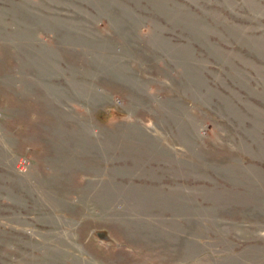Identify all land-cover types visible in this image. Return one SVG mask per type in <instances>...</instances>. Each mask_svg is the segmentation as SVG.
<instances>
[{"label":"rangeland","instance_id":"rangeland-1","mask_svg":"<svg viewBox=\"0 0 264 264\" xmlns=\"http://www.w3.org/2000/svg\"><path fill=\"white\" fill-rule=\"evenodd\" d=\"M0 264H264V0H0Z\"/></svg>","mask_w":264,"mask_h":264}]
</instances>
